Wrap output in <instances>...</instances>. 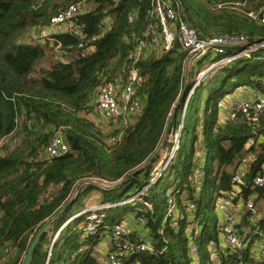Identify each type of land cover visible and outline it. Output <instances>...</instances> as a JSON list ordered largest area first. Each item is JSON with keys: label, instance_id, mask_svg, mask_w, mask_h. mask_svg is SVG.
<instances>
[{"label": "trees", "instance_id": "trees-1", "mask_svg": "<svg viewBox=\"0 0 264 264\" xmlns=\"http://www.w3.org/2000/svg\"><path fill=\"white\" fill-rule=\"evenodd\" d=\"M82 1L91 9L76 17L83 37L60 33L44 44L26 41L29 32L48 26L52 17ZM177 1L184 7L185 20L202 38L243 37L250 45L264 43V26L249 17L250 13H264V0H249L237 10L218 6L240 0ZM152 6L153 0H0V143L8 140L0 152V247L9 251L3 264L23 263L38 230L73 197L80 183L116 184L142 167L161 146L185 83L188 55L180 52L178 44L169 53L144 55L136 63L140 77L137 93L144 102L141 113L132 117L128 126L106 113L95 114L91 108L103 86L126 83L133 66L128 57L140 42L146 41V29L155 22L149 14ZM131 14L135 18L132 23L128 20ZM103 20L111 21V30L101 35ZM56 49L63 59L42 70L38 78L33 77L47 52L55 53ZM223 58L207 55L199 61L197 75L203 71L200 67L205 59ZM246 87L264 96V50L214 68L196 87L167 177L161 176L142 196L153 211L144 205L121 203L131 197H125L129 189L138 192L146 188L159 159L121 189L101 191L85 185L63 214L69 216L61 226L84 210L71 213L74 206L84 207V198L91 192H100L102 205H121L99 212L107 217L94 236L83 231L86 216L67 225L54 244L48 264H107L108 250L95 249L115 225L131 217L146 221L144 231L155 239L158 253H136L124 258L123 264H195L196 257L189 253L191 239L198 247L200 264H213L211 244L212 250L219 253L218 264H264V259L251 249L264 235V209L258 208L264 202V186L254 185L255 178L264 173V114L248 120L237 112L238 102L252 99L232 93ZM203 99L207 103L204 113H200L198 106ZM181 113L182 108L173 120L164 145L166 151L172 147ZM60 129L64 130L70 151L36 161ZM113 137L119 141L113 143ZM200 138L204 159L199 166L205 176L197 191L188 180L197 167L194 154ZM242 169L243 205L253 201L257 216L248 211L242 218L239 231L247 249L242 252L243 259L238 260L237 254L220 247L215 205L232 191L233 179ZM171 185L174 189L167 194ZM172 196L184 212L178 230L163 223ZM185 203L196 204V211H187ZM189 219L200 229L196 236L186 234ZM51 233L41 239L31 264H47L44 242L49 236L47 246L51 245Z\"/></svg>", "mask_w": 264, "mask_h": 264}, {"label": "built area", "instance_id": "built-area-1", "mask_svg": "<svg viewBox=\"0 0 264 264\" xmlns=\"http://www.w3.org/2000/svg\"><path fill=\"white\" fill-rule=\"evenodd\" d=\"M248 1L249 0H240L239 2H230L219 5L218 8L237 10L244 8ZM90 11V7L84 1L73 3L67 9L52 17L48 26L37 28L29 32L26 36V41L32 45H36L44 44L49 41L51 42L53 37L60 33H70L81 36L82 30L77 28L76 17L82 13ZM149 14L154 18L152 20H155V22L150 23L146 29V41L140 42L137 45L136 51L131 52L128 57V60L133 63V66L127 73L126 83L108 84L103 86L97 92L96 97L91 104L93 113L98 115L106 113L116 120L121 119L122 124L125 127L129 125L130 119L140 114L143 109L144 101L137 93L140 84V77L135 65L144 55L150 56L155 54L156 56H161L171 52L176 44H178L180 52L187 53L188 55L186 67H189L190 74L193 64L197 61V63H199L200 60L209 54L214 56L228 55L225 56L224 60L229 59L227 61L232 62L239 58H249L253 52L258 51L259 46L264 45V43H262L251 48L250 44H248L243 37L202 38L199 32L185 20L186 16L184 7L177 0H153V6ZM249 17L264 26V13L260 15L250 13ZM134 19V15H129V22L132 23ZM100 26L101 35L108 33L111 30V21L103 20ZM55 53L58 54L60 59H63V54L60 53L59 50L56 49ZM232 53H235V55L232 56ZM208 71L209 70L205 71L204 74L203 72L199 74L200 76L194 82L188 98L192 96L193 90L195 91L196 87L204 82L206 78L205 74ZM236 110L248 120H257L264 114V96H259L253 100H242L236 104ZM179 128L183 131L184 124L181 123ZM63 132V129L56 132L36 161L60 157L70 151L69 144L67 143ZM202 134L203 127H200L199 135L202 136ZM178 137L179 134L177 132L173 137L175 140L174 143H177L179 140ZM111 141L113 143L118 142L119 138L113 137ZM198 142L194 154V163L197 164V167L192 171V175L188 180L192 187L197 191L200 190L201 179L205 176V173L199 166V163H202V160L204 159V154L200 149L201 138ZM6 143H8V140H4L0 143V152H3L2 149ZM174 150H179V148L176 146L175 148H172V150L170 149L166 151V157L161 161L159 160L156 169L161 168L162 170L164 164L166 165L165 168L170 166L171 161L176 156V154H172ZM161 170L157 173L156 177L152 179L151 185L155 184L158 179L161 178ZM244 172L245 169H242L241 173L237 174L233 179L234 185L232 191L226 198L217 200L215 205V212L217 213L219 220L217 229L220 231L222 237L220 247L224 250H228L232 254H237L238 260L243 259L242 252L247 249V244L239 231V226L241 225L244 216L242 212L250 211L252 215L257 216L256 207L253 201H249L246 205H243L241 186L244 185ZM104 184L110 185L106 183ZM254 185L257 187L264 186V173L255 178ZM98 189L103 191L100 188ZM147 189L148 186L143 189L145 192L141 193L138 191L124 202L131 205V207L144 205L150 211H153V206L150 203L142 201V196L146 195ZM121 204L87 207L86 211H81L72 216L59 228L52 237L50 246H54L56 243L57 238L60 235L58 232L61 233L67 225L81 216H86V231L93 236L96 235L98 229L102 226L103 221H105L107 217L106 214L99 215V212ZM184 205H186L187 211H196V204L185 203ZM168 206L163 223H169L171 228L178 230L179 221H181L184 216L183 209L178 206L174 196L169 198ZM145 225L146 221L143 218H129L126 221L115 225L111 230V233L106 234L104 240L101 242L102 249H99V251L101 250V252H103L104 248L105 251L106 249L108 250L106 254L107 264H123L124 258L136 253H147L151 255L158 253L155 239L149 234H146L147 231H144ZM199 231L200 229L195 222L192 219H189L186 234L188 236H191L192 234L196 236ZM132 237H136L138 241L135 242ZM213 246V244L210 246L211 260L213 264H218L217 259L219 253L218 251L212 250ZM189 247L190 255L196 257V261L193 263L200 264V262L198 263L199 250L197 245L193 242V239H191ZM251 249L255 256L258 255L259 258L264 259V235L255 242ZM165 251L166 250L164 249L161 254L165 253ZM8 252L7 249L0 247V264L5 262Z\"/></svg>", "mask_w": 264, "mask_h": 264}, {"label": "rangeland", "instance_id": "rangeland-1", "mask_svg": "<svg viewBox=\"0 0 264 264\" xmlns=\"http://www.w3.org/2000/svg\"><path fill=\"white\" fill-rule=\"evenodd\" d=\"M60 2H63V0H60ZM235 55V53H232V56H234ZM214 55H212V57H213ZM225 56H228V55H225ZM225 56H224V58L223 59H221V60H211V59H205L204 61H203V64H202V66L200 67L203 71V74H204V72L205 71H207V70H210L211 68H213V67H218V66H220L221 64L223 65L224 63L225 64H227L226 62H229V61H227V60H229V59H226V60H224L225 59ZM59 57V56H58ZM56 55H55V53L53 52H50V51H48L47 52V55H46V57H45V59L44 60H42V62H40V64L38 65V67H37V70H36V72H35V74L33 75V77H36V78H38L39 76H40V72L42 71V70H44V69H47L52 63H54V62H56V60H61L60 59V57L58 58ZM201 61V60H200ZM198 62V61H197ZM194 63L193 64V66H192V70L190 71V74H189V79H190V82H189V88H190V86L192 85V80H194V82L196 81V79L200 76V75H197L198 74V72L199 71H197V67L199 66L198 65V63ZM229 63H231V62H229ZM194 82H193V85H194ZM193 87V86H192ZM237 90L238 89H236V90H234L233 91V95H236V96H241L242 94L244 95V97H249V98H251L252 100L253 99H256L257 97H259V96H263L261 93H258L257 91H255V90H252V89H249L248 87H246V88H242V90L241 91H239V92H237ZM193 94H194V90H193ZM193 94H192V96H193ZM192 96H190L187 100H186V102H185V104L183 105V110H182V113H181V115H180V118H181V123H183L184 124V121H185V116H186V114H187V110H188V107H189V105H188V102H189V100H190V98L192 97ZM230 97V96H229ZM243 100V99H242ZM241 100V101H242ZM190 103V102H189ZM206 103H207V101H206V99L204 100H201L200 101V104H199V106L198 107H200V113H204L203 112V110H204V107H205V105H206ZM189 113V112H188ZM194 113V112H193ZM192 113V114H193ZM184 118V119H183ZM180 123V124H181ZM178 134H179V140L177 141V143L175 142L174 143V139H173V141H172V147H171V150H172V148H175L176 146L179 148V146H180V140H181V137L183 136V132H182V129L181 128H179L178 129ZM163 149H164V146H163ZM175 151H177V150H174L172 153H174V154H176V152ZM164 153H166V150H164ZM177 155V154H176ZM176 157V156H175ZM175 159V158H174ZM173 159V160H174ZM172 160V161H173ZM171 161V162H172ZM164 163V162H163ZM158 166V164H156L155 166H154V169L152 170V172L150 173V181H152V179L154 178V177H156V175H157V173H159V171L161 170V168H159V169H156V167ZM165 164H164V167L162 168V176H166V174H167V170H168V168L166 167L165 168ZM143 167V166H142ZM193 171H194V169H193ZM167 177V176H166ZM169 181H170V179H169ZM165 184V183H164ZM163 184V185H164ZM148 186V189H147V191H149V189L151 188L150 186H152L151 185V182L147 185ZM146 186V187H147ZM134 189H136V188H133V189H129L128 191H126L125 193V197L126 196H129V195H133V194H135L136 192H134L135 190ZM173 189H174V186L173 185H171L168 189H167V194H169V193H171L172 191H173ZM159 190H161V187L159 188ZM141 193H143V192H145L144 190H139ZM148 193V192H147ZM124 197V198H125ZM183 197H185V196H183ZM100 199H101V194H100V192H91L90 194H87L86 196H85V198H84V207H78V206H74L73 207V210H72V212L71 213H76V211L77 210H81L82 208L86 211L87 210V207H96V205H102V203H100L101 201H100ZM123 204H126L125 202L123 203ZM80 208V209H79ZM258 208H260L261 210H263L264 209V202H260L259 204H258ZM83 210V211H84ZM243 214H245V212H242ZM69 216V214H65V215H62L61 217H60V219L58 220V221H56L55 223H54V225L52 226V228L49 230V231H51V232H53V233H51L50 234V236H52L53 234H55L56 232H57V230L59 229V227L61 226V224L63 223V221L67 218ZM131 218H133V217H131ZM83 224V223H82ZM82 224H81V227H82ZM84 230H86V226H85V228H83V231ZM50 240V237L48 236L47 237V239L45 240V242H44V246H45V248L47 249V252L48 251H50V252H52L53 251V247H51L50 246V244L47 246V244H48V241ZM51 243V242H50ZM101 244L102 243H100V245L97 247V249H95V250H97V251H99V249H102V246H101ZM105 249V248H104ZM103 249V250H104ZM101 251V250H100ZM101 253V252H100ZM203 258V257H202ZM200 262V260L198 261V263Z\"/></svg>", "mask_w": 264, "mask_h": 264}, {"label": "water", "instance_id": "water-1", "mask_svg": "<svg viewBox=\"0 0 264 264\" xmlns=\"http://www.w3.org/2000/svg\"><path fill=\"white\" fill-rule=\"evenodd\" d=\"M250 46H251V48H253V47L258 46V45H250ZM258 50H264V45L259 46ZM214 68H216V67H213L211 70H209L205 74V76H207ZM188 80H189V67L187 66L185 69V83L183 85V89H182L181 94H180V96H179V98H178V100H177V102L173 108V111L169 117L168 124H167L166 131H165V136L163 138V141H162L161 146L159 147L158 151L143 165V167H140L139 169L135 170L134 172L129 174L124 180H122L116 184L105 185L104 183L97 182V181H84V182L80 183L76 187L73 197L52 218H50L38 230V232H37L36 236L34 237L33 242L31 244V246L27 252V255H26L25 259L23 260L22 264H31L32 263L35 250L37 249L41 239L49 232V230L52 228L54 223L60 219V217L68 210V208L76 202V199H77L81 189L85 185H92L94 187L102 189L103 191H112V190L121 189L126 184V182L129 179H131L135 174L140 173L141 171L145 170L149 166L153 165L158 159L161 161L166 157V153H164L163 146L167 142V139L170 135L172 123H173L174 118L176 117L178 110L180 108H183V105L185 104V102L189 96V93L192 89V88L191 89L188 88V85H187ZM58 233L60 234V232H58ZM51 247H53V246H51ZM50 256H51V252L48 251L47 263L50 260Z\"/></svg>", "mask_w": 264, "mask_h": 264}, {"label": "crops", "instance_id": "crops-1", "mask_svg": "<svg viewBox=\"0 0 264 264\" xmlns=\"http://www.w3.org/2000/svg\"><path fill=\"white\" fill-rule=\"evenodd\" d=\"M189 82H190V79L188 80V82H187V85H188V88H189ZM194 82V80H192V82L191 83H193ZM192 86H193V84L190 86V88L189 89H191L192 88Z\"/></svg>", "mask_w": 264, "mask_h": 264}, {"label": "bare ground", "instance_id": "bare-ground-1", "mask_svg": "<svg viewBox=\"0 0 264 264\" xmlns=\"http://www.w3.org/2000/svg\"><path fill=\"white\" fill-rule=\"evenodd\" d=\"M193 94V93H192ZM178 151V150H177ZM177 151H175L176 153H177ZM172 154H174V153H172Z\"/></svg>", "mask_w": 264, "mask_h": 264}, {"label": "clouds", "instance_id": "clouds-1", "mask_svg": "<svg viewBox=\"0 0 264 264\" xmlns=\"http://www.w3.org/2000/svg\"><path fill=\"white\" fill-rule=\"evenodd\" d=\"M182 110H183V108H182Z\"/></svg>", "mask_w": 264, "mask_h": 264}]
</instances>
